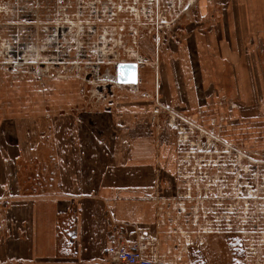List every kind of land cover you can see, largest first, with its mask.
Here are the masks:
<instances>
[{
    "label": "rangeland",
    "instance_id": "obj_1",
    "mask_svg": "<svg viewBox=\"0 0 264 264\" xmlns=\"http://www.w3.org/2000/svg\"><path fill=\"white\" fill-rule=\"evenodd\" d=\"M231 3L0 0V264H36L31 225L42 210L62 256L50 250L47 264L101 253L114 264L107 249L117 243L88 249L77 222L82 197L115 183L136 137L154 147V182L161 167L163 259L264 264V130L238 120L264 114V71L254 39L233 54L222 26ZM129 61L142 86L107 99L96 85Z\"/></svg>",
    "mask_w": 264,
    "mask_h": 264
},
{
    "label": "crops",
    "instance_id": "obj_2",
    "mask_svg": "<svg viewBox=\"0 0 264 264\" xmlns=\"http://www.w3.org/2000/svg\"><path fill=\"white\" fill-rule=\"evenodd\" d=\"M226 13L227 17L223 21L222 26L225 28V25H227V31L231 33L234 47L233 54L240 49L241 42H244L248 37L249 39H254L255 45H260L258 54L259 65L256 63V66L261 71H264V0H232ZM218 30L217 28L216 33ZM252 64L254 65L253 62ZM141 75L143 76V73ZM113 112L114 110L110 113ZM238 120L242 121L239 123L240 128L245 127L248 121L249 124L255 125L256 130H264V114L259 115L258 113L249 117L238 116ZM144 141L145 139L141 137L132 139L131 155H129L131 159L128 157L129 160L126 165H121L125 170L132 166L142 167L144 170L142 172L143 175H139V172L129 175L124 170L119 175L116 173L118 177L114 179L115 183L105 179L99 184L97 189L94 186L95 191L92 192V195L82 197L84 202L81 207L82 212L79 214L77 230L88 233L89 240L82 241V243L89 244L88 249L91 246L90 244L97 243L95 240L98 239L106 240L107 245L112 242L115 244L117 242L126 243L130 239L135 240V237L130 236L129 233L132 230H136L137 236L145 234L147 239L154 241L158 249L164 248L162 251H157L159 256L162 258L168 257L165 252L168 235H166L164 230L160 234L161 241L155 242V237L158 234V229L155 227V219L158 212L154 179L149 177L153 175L152 168H155L154 159H152L155 151L154 147H147ZM89 182L88 184L95 185V183ZM43 208V205L39 207V209ZM47 215H45L44 210L40 211V215H37L40 216V221H36L35 224L31 225V231L39 233L35 245L34 243L31 245L32 253L30 252L33 256L31 259H34L36 264H47L46 261L50 258V250L55 252V255L59 256L58 258L62 257L60 255L61 246L58 235L57 237L49 235V232L57 230V228L56 230L54 229V219H45ZM95 248H98L99 253H101L102 246L98 245ZM84 249L86 251L87 247L85 246ZM103 259L105 258L103 253H101L99 256H91V258L86 256V258L82 259V262L90 260L88 264H105Z\"/></svg>",
    "mask_w": 264,
    "mask_h": 264
},
{
    "label": "flooded vegetation",
    "instance_id": "obj_3",
    "mask_svg": "<svg viewBox=\"0 0 264 264\" xmlns=\"http://www.w3.org/2000/svg\"><path fill=\"white\" fill-rule=\"evenodd\" d=\"M135 64L136 66V75H135V79H133L132 77H130L128 75V72L123 68V65L125 64ZM113 69L111 70L112 73L109 74L107 76V80L104 81L103 83H99L98 85H96L98 88H105L108 84H111L110 86V93H108V89H106L105 91H101V93H105V97L108 99L110 98L111 96L115 95L116 92H114V88H126V89H133L132 87H134L136 89V91L142 86V73L140 71V67H139V62H136V61H129V62H125V63H116L114 65V67H112ZM107 88V87H106ZM112 103V101H111ZM112 112V107H111V111ZM194 121H198V117H192ZM161 172V167L159 165H157V171L156 173L154 174L155 175V182H154V190H155V197H156V202L158 204L157 206V212H158V215L155 219V223H156V226H157V223L158 222H161L163 221L162 219H160V217L163 215L160 214V201L162 200V196H161V193L162 191H160V187L161 188H164V186H162V183H163V180L160 179V175L159 173ZM158 187V189H157ZM171 190H172V187H170ZM188 192H190V190L188 189ZM185 197H190L191 195L189 193H186L184 194ZM173 197H171L170 199L168 200H173L172 199ZM175 199V197H174ZM165 200V198H164ZM181 211V210H180ZM161 231H163L162 229L159 230L158 229V234L156 235L155 237V242H159L161 241Z\"/></svg>",
    "mask_w": 264,
    "mask_h": 264
},
{
    "label": "built area",
    "instance_id": "obj_4",
    "mask_svg": "<svg viewBox=\"0 0 264 264\" xmlns=\"http://www.w3.org/2000/svg\"><path fill=\"white\" fill-rule=\"evenodd\" d=\"M136 230L130 231L129 235L136 236L135 240L126 243L117 242L115 246L107 249L110 260L114 264H174L170 260L163 259L154 247H149L151 243L145 234L136 235Z\"/></svg>",
    "mask_w": 264,
    "mask_h": 264
},
{
    "label": "water",
    "instance_id": "obj_5",
    "mask_svg": "<svg viewBox=\"0 0 264 264\" xmlns=\"http://www.w3.org/2000/svg\"><path fill=\"white\" fill-rule=\"evenodd\" d=\"M123 68L128 72V75L130 76V77H132L133 79H135V73H136V66H135V64H125V65H123ZM110 86H111V84H108L106 87H107V89H108V93H110ZM105 87V88H106Z\"/></svg>",
    "mask_w": 264,
    "mask_h": 264
}]
</instances>
